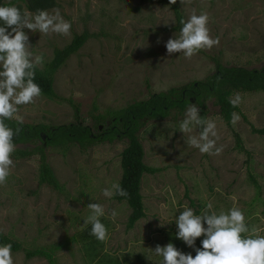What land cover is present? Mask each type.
<instances>
[{
    "label": "rangeland",
    "instance_id": "1",
    "mask_svg": "<svg viewBox=\"0 0 264 264\" xmlns=\"http://www.w3.org/2000/svg\"><path fill=\"white\" fill-rule=\"evenodd\" d=\"M55 4L46 10L59 9L71 23L67 36H41L24 29L33 56L43 55L42 67L52 58L54 47L65 46L75 33L86 30L89 37L54 74L53 88L59 98L41 95L35 103L20 106L18 115L23 123L52 128L82 122L97 132L93 114L204 80L216 71L215 59L228 67L260 69L264 65V0H190L184 5L179 0L184 20L193 13L206 12L209 34L219 40L190 60L179 53H167L166 42L179 33L166 30L175 25L169 3L55 0ZM237 94L241 102L234 112L240 120L235 126L224 121L214 98L204 103L205 119L217 125V147L223 145L218 156L189 147L187 137L179 131L194 101L182 113L173 109L165 118L145 119L137 135L143 162L156 170L141 177L145 215L131 228L126 226L130 213L127 202L102 194L104 188L119 183L125 138L86 148L37 141L58 187L39 183L40 155L18 157L16 149L24 145L17 144L11 157L14 167L6 184L0 185V232L22 245L21 250L11 251L14 264H49L44 256L25 255V250L35 248L50 252L53 264H96L98 257L87 255L86 236L82 234L84 218L90 214L87 204L93 202L104 206L105 215L100 219L108 231V239L96 246L97 256L115 255L119 263L116 260L114 264H159L162 258L153 250L168 243L195 257V248H202L205 237L197 238L195 247L176 237L175 219L186 206L197 215L209 202L213 205L210 211L216 213L238 207L249 227L255 226L258 234L264 235V91H233L230 97ZM199 131L196 128L191 134ZM237 138L242 148L237 147ZM113 210L118 213L115 221L111 219Z\"/></svg>",
    "mask_w": 264,
    "mask_h": 264
},
{
    "label": "clouds",
    "instance_id": "2",
    "mask_svg": "<svg viewBox=\"0 0 264 264\" xmlns=\"http://www.w3.org/2000/svg\"><path fill=\"white\" fill-rule=\"evenodd\" d=\"M169 2L175 5L177 0ZM188 2L190 0H180L183 5ZM208 20L206 12L199 15L193 13L187 20L181 19L182 27L178 35L166 42L168 55L179 53L190 60L200 50L211 49L218 44L219 40H214L209 34ZM0 22L3 24L0 26V185H4L14 167L11 158L16 148L14 136L22 131L19 126L15 129L9 127L5 121L15 120L17 125H22L23 118L18 115L20 106L33 104L42 95L40 86L34 80L36 69L42 68L44 58L43 55L33 56L29 36L24 29L38 32L41 36H67L71 23L63 18L59 9L32 13L27 10L22 12L16 6H0ZM240 102L238 94L234 98L229 97L233 107H238ZM231 116V123L235 126L240 116L235 112ZM196 128L200 129L198 135H192ZM179 131L187 137L185 143L201 154H222L223 145L217 147L219 134L216 123L202 118L195 104L187 108ZM102 194L107 198L117 194L128 195L119 183L104 188ZM212 207L209 202L202 214L197 215L186 206L175 219L178 228L176 237L187 246L195 247L197 238L205 237L202 248H195V257L178 250L173 243L157 245L152 250L162 258L159 264H264V235H259L255 226L249 227L242 210L233 206L227 212L221 210L216 213L210 211ZM87 208L90 214L84 218V226L91 225L90 235L105 242L108 231L100 219L105 215L104 206L93 202L88 203ZM117 215L113 210L111 219L115 221ZM11 248V244L0 245V264H14ZM147 258L151 260V257Z\"/></svg>",
    "mask_w": 264,
    "mask_h": 264
},
{
    "label": "trees",
    "instance_id": "3",
    "mask_svg": "<svg viewBox=\"0 0 264 264\" xmlns=\"http://www.w3.org/2000/svg\"><path fill=\"white\" fill-rule=\"evenodd\" d=\"M155 1L169 3L173 9L175 25L167 27L166 30L179 32L182 27L180 21L184 19L182 10L178 5L179 0L175 5H171L169 0ZM55 5V0H0V6H16L22 12L27 10L32 13L52 8ZM0 26H3L2 22H0ZM88 37L89 33L86 30L75 33L68 44L61 48L54 47L52 58L45 63L44 67L36 69L34 82L40 86L42 95L52 99L59 98L53 88L54 74L69 56L85 43ZM215 62L216 71L204 80L192 81L181 88L171 87L167 91L153 93L147 99L132 102L125 107L93 114L92 118L97 132H93L89 125L82 122L57 124L50 128L43 123L17 125L15 120H6L5 123L9 127L15 129L19 126L22 129L18 135L14 136L15 145H24V148L16 149L17 156L23 158L38 153L41 160L39 183L58 187L57 180L45 161L43 146L36 144L37 141L43 140L48 146H62L65 148L72 143L86 148L93 143L111 142L116 138H125L126 146L121 151L120 156L122 173L119 185L128 195L125 197L117 194L113 197L117 201H126L130 207L126 226L131 228L137 220L145 215L140 193L141 177L145 172L152 173L156 170L143 162L144 152L137 135L138 130L145 124V119L165 118L173 109L182 113L192 101L199 107L200 116L205 119L204 103L207 99L214 98V104L219 107L218 113L226 123L230 124L231 114L238 110V107H233L229 103V97L233 91H264V65L260 69H247L241 66H224L218 63L217 59H215ZM93 108H96L95 104ZM100 127L102 128L100 129ZM31 144H33L32 147L27 146ZM237 147L242 148L238 138ZM90 231L91 225L86 226L82 231V234L86 236L84 246L87 255H93L92 258L98 257L100 262L106 264H114L116 260L119 263L115 255L101 254L97 256L96 246L100 244V241L90 235ZM4 244H11V251L14 252L22 249L19 241L0 232V245ZM25 252L28 258L44 256L48 259L49 264H53L51 253L43 248L29 249ZM99 261L96 264L100 263Z\"/></svg>",
    "mask_w": 264,
    "mask_h": 264
}]
</instances>
